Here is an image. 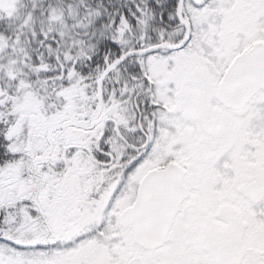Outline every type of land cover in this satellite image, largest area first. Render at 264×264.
<instances>
[{"label": "snow or ice", "instance_id": "1", "mask_svg": "<svg viewBox=\"0 0 264 264\" xmlns=\"http://www.w3.org/2000/svg\"><path fill=\"white\" fill-rule=\"evenodd\" d=\"M0 264H264V0H0Z\"/></svg>", "mask_w": 264, "mask_h": 264}]
</instances>
